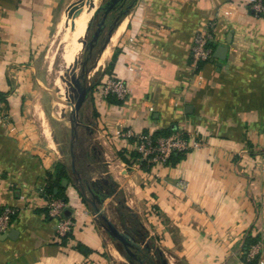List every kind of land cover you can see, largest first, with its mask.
<instances>
[{
  "label": "crops",
  "instance_id": "obj_1",
  "mask_svg": "<svg viewBox=\"0 0 264 264\" xmlns=\"http://www.w3.org/2000/svg\"><path fill=\"white\" fill-rule=\"evenodd\" d=\"M246 1L131 0L118 20L110 13L73 121L74 108L66 117L48 102L43 62L59 10L74 0H0V211L16 209L0 233V264H110L123 255L75 172L110 192L100 205L110 220L114 208L125 229L128 216L142 224L165 264H245L258 241L255 263L264 264V15ZM210 22L213 57L195 69L192 43ZM110 77L131 88L126 99L104 94ZM119 129L204 143L148 163ZM51 182L75 222L66 243L41 190Z\"/></svg>",
  "mask_w": 264,
  "mask_h": 264
},
{
  "label": "built area",
  "instance_id": "obj_2",
  "mask_svg": "<svg viewBox=\"0 0 264 264\" xmlns=\"http://www.w3.org/2000/svg\"><path fill=\"white\" fill-rule=\"evenodd\" d=\"M246 3L257 15H264V0H247ZM214 27L215 23L210 22L206 28L197 30L195 34L191 50V63L195 69L200 70L202 63L213 57L214 49L211 42L214 39ZM103 92L105 95L112 94L124 100L130 95L131 88L123 79L110 77L103 85ZM1 107L2 102L0 100V113ZM116 134L119 137L134 138L136 150L139 152L141 159L156 164H165L173 154L189 152L204 143L200 138L186 136L183 132L157 138L148 133L134 132L131 129H119ZM41 190L44 192L45 187H41ZM66 207L67 202L65 199L47 194L46 208L48 214L56 220V235L59 238H68L72 234L75 225L72 217L65 216ZM15 212L16 209L12 207H5L0 211V233L8 231L12 215ZM262 247L263 243L260 241L248 246L245 252V264H254L261 253Z\"/></svg>",
  "mask_w": 264,
  "mask_h": 264
},
{
  "label": "rangeland",
  "instance_id": "obj_3",
  "mask_svg": "<svg viewBox=\"0 0 264 264\" xmlns=\"http://www.w3.org/2000/svg\"><path fill=\"white\" fill-rule=\"evenodd\" d=\"M79 0H74L73 3H77ZM86 0L79 1L77 7H72L73 8H78L81 4H83ZM105 0H101L99 6L104 4ZM71 3L68 7L65 5V8L62 10H59V21L55 25L53 29V34L52 38L49 41V44L46 48V54H45V59L43 62L44 65V83L45 86L47 87L48 90V102H51V106L54 108L55 112L58 111V108L60 107L64 108V113L63 115L66 117H69L71 112L70 110L73 109L74 105L72 106V101L73 97H70L69 93V87L67 85V78H70L67 76V74H71V71H68V61L66 59V53H67V43L65 41L66 35L70 32H72V27L69 25L70 22V16L68 15V12L70 11L69 7L73 4ZM98 6V7H99ZM67 7V9H66ZM102 17V15H99L96 20L92 21L93 22V28L90 31H87V36L86 40L88 41L91 35L94 32L95 24L96 22L99 21V19ZM57 20V19H56ZM92 20V19H91ZM91 22V21H90ZM95 22V23H94ZM86 57V47L84 46V49L82 50L81 56H80V66L77 69V76L81 78L82 80H86L88 77L89 73V63L84 67L83 63ZM83 68H85L83 70ZM66 78V79H64ZM67 86V88H66ZM65 91V92H64ZM71 92V91H70ZM66 93V94H65ZM65 94V95H64ZM57 98V102H55V98ZM62 97L65 98L64 104H60V99ZM67 97V98H66ZM71 101V102H70ZM58 104V105H57ZM75 104V103H74ZM72 108V109H71ZM66 120V119H65ZM67 122V120H66ZM65 124V122H62ZM59 126V124H58ZM57 126V127H58ZM65 132L61 131V134L63 135ZM109 215L111 216V221L113 224L119 229L124 231L125 227L124 224L121 222L118 210H114V208H111ZM127 222V221H126ZM104 224L106 222L104 221ZM130 226L131 222L128 221L126 226ZM105 236L109 239V233L108 231H105ZM137 241L135 242L134 247H131V252H132V258L129 256L127 257L124 253L125 251V246L123 243L119 242L118 240L116 241L118 247L122 251L123 255L117 254V257L112 256L110 259V264H164L161 262V252L160 250L154 246L153 242L150 240H144L140 241L139 239L135 238ZM150 246V250H146L147 246Z\"/></svg>",
  "mask_w": 264,
  "mask_h": 264
},
{
  "label": "water",
  "instance_id": "obj_4",
  "mask_svg": "<svg viewBox=\"0 0 264 264\" xmlns=\"http://www.w3.org/2000/svg\"><path fill=\"white\" fill-rule=\"evenodd\" d=\"M79 1L81 2L83 0H79ZM79 1H77V3H73L69 7V9H71L72 7H77ZM131 4H132L131 0H130V3L128 2V0H105L104 4H102L101 6H99L96 9V11L92 17V20L87 27V31H90L92 29V26H93L92 21L96 20V18H98L99 15H102V17L99 20V22L97 23V29L93 32V34L91 35L89 40L88 41L86 40L84 42V46L86 47V51H88L89 54H93L95 47L100 42L101 35L108 25V17L110 15V13H112L113 11H116L117 12L116 20H118L121 16H123L124 14L127 13ZM110 33L111 32H109V35H110ZM109 35L105 41L109 40ZM86 38H88L87 35H86ZM224 50H225V47H222L221 51H224ZM88 63H89V58L85 57V60L83 63L84 67ZM84 69L85 68H83V70ZM67 76L71 77L70 91H71V95L73 97V100H75L74 109H73V112H74L73 121H76L77 113H78L79 109L81 108L82 104L84 103L88 93L90 92L91 86L87 84L86 80H82L81 78H79L77 76L76 68L71 70V74H67ZM64 79H66V78H64ZM75 176L79 180L81 188H82L84 193L87 190L91 191V193L93 195V199H90L91 204L94 207L96 215L103 220V224H104V221L106 222V224H104L105 229L109 232V234L114 239L123 243L125 248H126L127 253L129 255H132L131 247H134L135 242L137 240L135 239L134 236H132L129 233V231L127 229H125L124 231L119 230L113 224V222L106 216L104 210L100 206L101 203L110 196V192H103L100 189H97L96 188L97 186H99V187L101 186L99 182H91V183L84 184L81 177L76 172H75Z\"/></svg>",
  "mask_w": 264,
  "mask_h": 264
},
{
  "label": "bare ground",
  "instance_id": "obj_5",
  "mask_svg": "<svg viewBox=\"0 0 264 264\" xmlns=\"http://www.w3.org/2000/svg\"><path fill=\"white\" fill-rule=\"evenodd\" d=\"M100 1L101 0H86L77 9L73 8V9H70V11L68 12V15L70 16L69 25L73 29L72 32H70L66 35V38H65V41L67 43L66 59L68 61V64H67L68 69H69L68 71H71L75 68L78 69L80 66V62H81L80 56H81L82 50L84 49V42L86 41V35H88L87 34V27H88L93 15H94L96 9L98 8ZM124 24H125V22H124ZM118 27H120V26H118ZM121 27H122V29H124L122 24H121ZM120 28H118V30L115 29L116 33L114 32L115 35L113 36L112 41H117L115 39L118 38L117 35L119 34L118 32H120V30H121ZM104 53H105V55H107L108 50H106ZM104 53H103V55H104ZM103 55H102V59L105 56V55L104 56ZM77 69H76V72H77ZM67 79H68L67 85H68L69 90H70L71 79L70 78H67ZM66 88H67V86H66ZM69 93H70V97H71V92L69 91ZM71 101H72V106H73L75 101L74 100H71ZM64 102H65V98L62 97L60 99V104H64Z\"/></svg>",
  "mask_w": 264,
  "mask_h": 264
},
{
  "label": "trees",
  "instance_id": "obj_6",
  "mask_svg": "<svg viewBox=\"0 0 264 264\" xmlns=\"http://www.w3.org/2000/svg\"><path fill=\"white\" fill-rule=\"evenodd\" d=\"M114 24H112L111 26H113ZM86 57H88L89 58V61L91 60V58H92V54H89L88 53V51H86ZM180 154H183L182 152H180V153H178V154H173V156L172 157H176V156H178V155H180ZM171 157V158H172ZM170 158V159H171ZM57 168H59V172H58V181H59V184L61 183V181H62V179L64 178V177H66L67 176V171H66V167L63 165V164H61V163H59L58 164V167ZM53 185H52V182L49 184V186L48 187H46L45 188V191L43 192V193H45V194H53V192H54V189H53V187H52ZM57 196H59V195H57ZM59 197H61V196H59ZM121 206L122 207H126L125 206V204H124V202H121ZM130 219H132V221H133V223H134V225L132 226V227H128L127 228V230L129 231V233L132 235V236H134L135 238H137V239H139L140 241H144L145 239H146V236H147V231H146V229L142 226V224L135 218H133L132 216H128ZM62 240H63V242H65L66 243V241H67V237H63V238H61ZM146 250H150V246L148 245L147 246V248H146ZM129 255V254H128ZM131 255H129V257H130ZM160 258H161V262H163L164 264H165V258L163 257V256H160ZM254 264H256V263H254Z\"/></svg>",
  "mask_w": 264,
  "mask_h": 264
},
{
  "label": "flooded vegetation",
  "instance_id": "obj_7",
  "mask_svg": "<svg viewBox=\"0 0 264 264\" xmlns=\"http://www.w3.org/2000/svg\"><path fill=\"white\" fill-rule=\"evenodd\" d=\"M133 256L131 255L130 258H132Z\"/></svg>",
  "mask_w": 264,
  "mask_h": 264
}]
</instances>
